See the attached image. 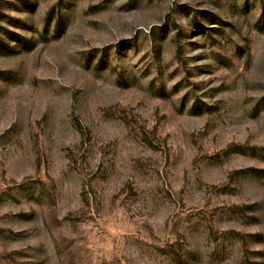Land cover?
Segmentation results:
<instances>
[{"label":"rangeland","instance_id":"rangeland-1","mask_svg":"<svg viewBox=\"0 0 264 264\" xmlns=\"http://www.w3.org/2000/svg\"><path fill=\"white\" fill-rule=\"evenodd\" d=\"M0 264H264V0H0Z\"/></svg>","mask_w":264,"mask_h":264}]
</instances>
